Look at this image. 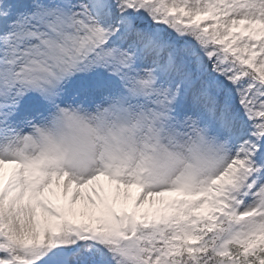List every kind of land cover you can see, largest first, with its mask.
<instances>
[{"label":"snow or ice","instance_id":"obj_1","mask_svg":"<svg viewBox=\"0 0 264 264\" xmlns=\"http://www.w3.org/2000/svg\"><path fill=\"white\" fill-rule=\"evenodd\" d=\"M0 264H264V0H0Z\"/></svg>","mask_w":264,"mask_h":264},{"label":"rangeland","instance_id":"obj_2","mask_svg":"<svg viewBox=\"0 0 264 264\" xmlns=\"http://www.w3.org/2000/svg\"><path fill=\"white\" fill-rule=\"evenodd\" d=\"M133 191H135V189H133Z\"/></svg>","mask_w":264,"mask_h":264}]
</instances>
